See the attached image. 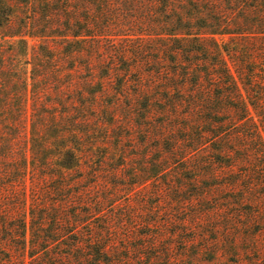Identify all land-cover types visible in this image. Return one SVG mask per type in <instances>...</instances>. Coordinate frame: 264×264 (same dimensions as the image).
<instances>
[{
    "label": "trees",
    "instance_id": "16d2710c",
    "mask_svg": "<svg viewBox=\"0 0 264 264\" xmlns=\"http://www.w3.org/2000/svg\"><path fill=\"white\" fill-rule=\"evenodd\" d=\"M208 1L0 0V197L16 200L19 210L16 216L0 215L1 264L16 258L20 264H126L132 259L128 254L135 249L113 254L117 245L108 223L97 227L90 220L96 215L93 206L117 194L102 173L118 174L129 161L131 140L113 136L112 127L121 99L130 96L143 98L146 113L155 109L151 103L158 105L164 124L196 118L195 148L207 145L220 170L230 172L221 186L235 195L241 210L227 219L237 220L239 243L256 255L250 264L264 261L259 256L264 244L257 240L264 233V69L245 74V85L252 87L245 88V98L219 48L216 69L222 70L210 72L205 35L218 24H209V16L220 14ZM154 35L170 42L144 41ZM150 51L159 56L151 58ZM130 74L133 95L127 90ZM155 74L156 86L176 84L171 77H181L177 88L190 96L182 116L166 92L148 90L146 81ZM205 82L216 86L214 97ZM231 110L238 117L221 122L219 115ZM236 119L238 130L232 134ZM213 163L209 154L208 164ZM99 186L103 197L95 196ZM218 210L223 211L213 212Z\"/></svg>",
    "mask_w": 264,
    "mask_h": 264
},
{
    "label": "rangeland",
    "instance_id": "374dc122",
    "mask_svg": "<svg viewBox=\"0 0 264 264\" xmlns=\"http://www.w3.org/2000/svg\"><path fill=\"white\" fill-rule=\"evenodd\" d=\"M208 6L209 9L215 6L220 14L209 16L212 19L209 24L214 21L218 24L208 27V34L205 35L208 40V68L210 72L222 70L216 69L219 67L216 65L219 48L229 71L236 79L240 96L245 98V88H252L248 83L245 85V74L257 72L259 68L264 69V0H210ZM214 16L218 19H213ZM145 37L144 41L149 40V43L161 44L163 40L170 42L169 38L160 35ZM149 46V50L156 51L154 46ZM152 51L147 55L156 59L159 54ZM214 67L213 71L211 68ZM162 71L164 72V68ZM174 76L171 80L177 78L176 84L170 82L167 86H156L152 80L156 82L159 76L155 74L151 81H146V86H151L148 89L150 93L158 90V94L166 92L167 99L178 104V115L182 116L187 110L190 96L187 91L184 93L177 88L182 79ZM251 76L247 82H252L254 75ZM134 79L133 75L129 77L127 90L131 95L135 92V84L131 83ZM206 83L210 95L214 97L217 93L216 86L211 82ZM222 90L219 94H223ZM142 101V97L135 101L133 96L122 98L119 103L121 106L116 108L117 119L112 127V135L117 137L121 134L127 141L131 140V146L126 147L129 161L123 167H118V174L102 173V178L105 179L106 176L110 183L108 189L116 190L117 194L113 199L107 198L103 204L93 206L96 215L90 216L92 224L97 227L109 224L114 238L112 242L117 245L115 251L111 249L113 254L122 256L123 250L135 249L128 254L133 256L126 264H250V260L256 255L248 254L239 243L241 228L237 220L227 219V214L241 210L236 204L235 195L221 186L230 172L220 170L221 163L214 154L208 153L211 149L207 145H200L201 149L195 148L198 146L194 143L197 137L194 130L196 118L177 117L164 124V117L158 113V105L151 103L155 109L146 113L142 108ZM133 105L134 109H129ZM124 109L128 111H122ZM231 111L232 113L219 115L221 122L238 117L237 113ZM238 125L237 119L230 125L232 134H236ZM138 154H145V157L138 159ZM209 154L214 161L210 165ZM203 161L205 165H201ZM114 163L115 161L109 162L105 168H112ZM140 170H145L146 173ZM135 180L140 183L135 184ZM100 188L99 186L96 190L95 196L103 197ZM0 198V215L19 214L14 205L16 200H7L2 196ZM27 203H31L30 198ZM80 208L88 209L83 206ZM215 208L223 211L213 212ZM255 229L253 226L252 230ZM257 236V240L264 244V233ZM1 237L0 232V239ZM251 242L254 240L251 239ZM54 250L52 248L48 254L54 255ZM135 255L140 259L137 260ZM259 256H264V248ZM21 261L16 258L11 264H20ZM37 262L40 264V261ZM44 264L74 262L51 261ZM260 264H264V261Z\"/></svg>",
    "mask_w": 264,
    "mask_h": 264
}]
</instances>
